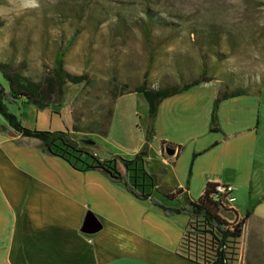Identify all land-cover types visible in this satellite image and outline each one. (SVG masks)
Wrapping results in <instances>:
<instances>
[{"label":"crops","instance_id":"obj_1","mask_svg":"<svg viewBox=\"0 0 264 264\" xmlns=\"http://www.w3.org/2000/svg\"><path fill=\"white\" fill-rule=\"evenodd\" d=\"M199 75L200 70L168 78L161 88L189 83ZM124 83L147 87L143 82ZM220 89L221 81L212 80L161 101L147 169L156 176L160 190H182L195 200L208 184L234 186L236 201L234 209H227L232 216L226 219L237 222L253 209L243 227V264L255 250L264 254V89L224 100L218 110L220 131H211ZM126 98L135 103H122ZM139 105L144 114L137 141L125 129V115ZM35 109L50 122L56 119V107ZM148 124L144 95L122 93L113 106L108 134L99 137L97 154L133 158L145 145ZM60 126L58 121L39 130L64 131ZM154 196L169 208L182 205L181 195L167 199L155 192ZM90 217L99 224L94 233L84 231ZM188 222L187 215L168 216L98 171L74 169L45 152L38 139L14 133L0 118V264H202L177 253Z\"/></svg>","mask_w":264,"mask_h":264},{"label":"rangeland","instance_id":"obj_2","mask_svg":"<svg viewBox=\"0 0 264 264\" xmlns=\"http://www.w3.org/2000/svg\"><path fill=\"white\" fill-rule=\"evenodd\" d=\"M147 9L160 24L153 31L151 65L141 29ZM0 23V63H10L34 82L45 79L55 53L74 40L65 68L72 74L87 73L89 79L65 86L62 107L52 105L56 119L37 115L25 100L8 107L29 128L60 121L75 138L97 143L96 151L114 76L121 86L129 81L161 88L168 78L198 73L206 66L210 76L232 86L264 89V0H40L39 9L25 11L1 0ZM216 63L219 68L213 73ZM0 82L6 87L1 76ZM121 102L135 103L132 98ZM142 111L139 105L125 115V129L137 141ZM261 119L264 131V94ZM243 264H264V254L255 250Z\"/></svg>","mask_w":264,"mask_h":264},{"label":"trees","instance_id":"obj_3","mask_svg":"<svg viewBox=\"0 0 264 264\" xmlns=\"http://www.w3.org/2000/svg\"><path fill=\"white\" fill-rule=\"evenodd\" d=\"M146 13V22L141 25V29L151 65L155 53L153 31L160 24L152 17L149 9L146 10ZM73 41H69L65 47H61L55 53L53 66L42 82H34L16 73L10 63H0V76L6 82V87L0 82V115L7 126L22 137L38 139L45 152L62 158L74 169L81 172L98 171L112 182L124 185L135 198L150 200L168 216L187 215L189 222L177 249L179 255L202 264H240L243 227L246 220L252 215L253 209L246 211L239 221L230 223L226 218L228 215H232L222 206L221 201L215 198L216 184H208L203 195L195 200L182 190L174 192L160 190L156 176L147 169L149 144L153 137L155 118L161 101L201 83L219 79L210 76L206 66L200 69V75L197 79L189 83L161 89H148L145 85L135 88L126 84L121 86L116 77H112L109 91L111 104L105 117L103 129L99 134L103 136L108 134L113 106L119 95L124 92H139L144 95L149 105V124L145 145L133 158L126 159L119 155L102 158L95 150L97 143L93 145L86 143L88 138H75L67 130L50 131L28 128L23 125L18 116L10 112L8 107L9 104L18 103L19 100H25L39 110L52 105L62 107L65 86L68 83L78 85L88 81L87 73L72 74L65 68V57ZM149 67L145 76L149 73ZM218 68L219 64L216 63L211 70L216 73ZM249 92L250 89L247 87H235L228 82L221 81V89L213 105L211 131H220L218 116L220 104L226 99L246 95ZM155 192L161 193L167 199H176L181 195L182 205L179 208L166 207L155 198Z\"/></svg>","mask_w":264,"mask_h":264},{"label":"built area","instance_id":"obj_4","mask_svg":"<svg viewBox=\"0 0 264 264\" xmlns=\"http://www.w3.org/2000/svg\"><path fill=\"white\" fill-rule=\"evenodd\" d=\"M234 190V186L230 184L217 183L215 186V198L221 201L222 206L225 209H234V204L236 201Z\"/></svg>","mask_w":264,"mask_h":264},{"label":"clouds","instance_id":"obj_5","mask_svg":"<svg viewBox=\"0 0 264 264\" xmlns=\"http://www.w3.org/2000/svg\"><path fill=\"white\" fill-rule=\"evenodd\" d=\"M10 2L21 11L40 8V0H10Z\"/></svg>","mask_w":264,"mask_h":264},{"label":"water","instance_id":"obj_6","mask_svg":"<svg viewBox=\"0 0 264 264\" xmlns=\"http://www.w3.org/2000/svg\"><path fill=\"white\" fill-rule=\"evenodd\" d=\"M86 143L93 145L95 142L93 140L87 139ZM166 152L170 156L174 155V153H175V151L171 150V149H167ZM98 229H99V224L97 223V221L93 217H90L87 220L84 231L88 232V233H94V232L98 231Z\"/></svg>","mask_w":264,"mask_h":264}]
</instances>
